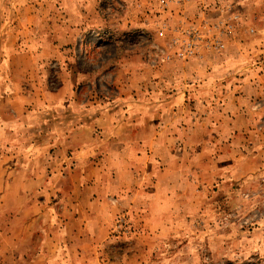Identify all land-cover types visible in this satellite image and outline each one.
I'll return each instance as SVG.
<instances>
[{"label": "rangeland", "instance_id": "rangeland-1", "mask_svg": "<svg viewBox=\"0 0 264 264\" xmlns=\"http://www.w3.org/2000/svg\"><path fill=\"white\" fill-rule=\"evenodd\" d=\"M237 11L0 0V264H264V0Z\"/></svg>", "mask_w": 264, "mask_h": 264}, {"label": "built area", "instance_id": "built-area-1", "mask_svg": "<svg viewBox=\"0 0 264 264\" xmlns=\"http://www.w3.org/2000/svg\"><path fill=\"white\" fill-rule=\"evenodd\" d=\"M158 9L165 11L170 7L187 8V6H195L199 13L205 15L209 13H215L220 17L217 27L225 28L228 25V29L231 28V24H227V18L231 19V22L237 21L239 18L238 0H151ZM226 16H228L226 18ZM166 29V25L160 28V35L163 36V31ZM187 48L191 49V44H185Z\"/></svg>", "mask_w": 264, "mask_h": 264}, {"label": "crops", "instance_id": "crops-1", "mask_svg": "<svg viewBox=\"0 0 264 264\" xmlns=\"http://www.w3.org/2000/svg\"><path fill=\"white\" fill-rule=\"evenodd\" d=\"M260 43H261V42H260ZM260 43H259V44H260ZM262 43L264 44V40H263V42H262Z\"/></svg>", "mask_w": 264, "mask_h": 264}]
</instances>
